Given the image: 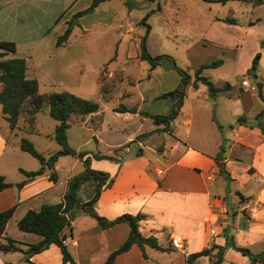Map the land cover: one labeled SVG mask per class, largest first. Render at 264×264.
<instances>
[{
    "label": "crops",
    "instance_id": "1",
    "mask_svg": "<svg viewBox=\"0 0 264 264\" xmlns=\"http://www.w3.org/2000/svg\"><path fill=\"white\" fill-rule=\"evenodd\" d=\"M80 1L0 0V41H13L16 46V50L8 52L5 58H24L26 77L38 81L39 91L43 83L49 86L65 83L71 66L84 59V42H72L71 36L76 27L84 35L94 26L93 23L83 25V19L88 13L78 18V25L73 27L67 41L56 46L57 36L64 31L67 20L91 2L85 0V4L76 9ZM112 2L113 0L101 2L90 14L101 11L103 16L100 25L122 28ZM255 8L263 10L262 16L255 17V20L249 18L248 25H254L258 20L264 23V0L259 5L251 4L247 12H253ZM129 13L130 10L127 9V14ZM126 28L128 31L135 29L132 22H127ZM121 41L122 36L119 34L116 42L120 44ZM254 44V51L246 57L245 62L239 58L240 62L235 69L236 75H241V80L248 77L256 85V81L264 80V77L257 75L258 67L255 78L246 71L256 52L260 53L258 66L264 58V38H257ZM240 50L242 52L238 54H243L244 50L241 47ZM60 73H63L61 77ZM241 80L238 86L228 81L223 82L222 85L228 83L230 86L215 98L209 96L206 85L201 82H198L197 89L189 86L194 91L200 89L198 92H201L202 98L198 97V104L190 107H186L183 101L178 115L171 121L170 133L157 130L162 127L159 124L146 132L149 134L141 137L142 139H135L141 133L132 134L122 145L113 147L111 159L99 160V169L108 174L107 181L111 179V183L101 189L93 203L96 213L109 220L124 213L145 214V218L138 222L140 232L144 236L156 237L158 244L165 248L161 250L145 245L144 256L140 247L133 244L130 249L118 254L112 264H211L212 257L209 255L199 256L189 263L186 257L212 244L225 246L226 235H231L236 245L247 247L252 252L264 250V137L255 120V115L264 111V81L260 90L262 98L258 89H245ZM202 85L204 86L201 87ZM139 88L142 89V86ZM147 89L145 87L143 91ZM161 93L164 92H159L158 96ZM220 98L232 101L226 105L229 106L230 113L221 112L223 104L220 105ZM119 108H115V113L125 118L145 116L141 114V108L125 107L133 112L119 111ZM46 110L48 112L47 108L37 112L33 129L29 128L23 118L11 129L0 104V174L6 181L13 183L0 192V211L16 205L13 215L6 223L4 234L23 243L36 242L40 236L20 230L17 221L29 209L37 210L45 203L59 202L67 189L68 180L83 172L71 174L68 171V174L61 177L53 167L57 174L54 182L49 178L52 169L45 168L42 174L26 180L22 186L14 185L27 179L20 168L29 171L40 166V163L38 166L29 164L27 159H15L20 157L18 152H26L19 147L21 138L32 142L31 135L45 136L47 140L56 143L57 147L53 152L60 148L52 138L57 121L52 123L51 130L45 131L39 120V114ZM240 116L245 117V122H237ZM106 125L111 128L109 123ZM155 134L160 138V144L150 146L148 138ZM129 143L133 144L128 145ZM221 144L225 146L224 164L230 178L220 172L215 160ZM123 145H126L124 149ZM133 145L137 148L133 149ZM94 186L95 183L91 180L78 189L79 203L71 211L72 230L67 232L65 238L77 264H91L93 256L97 254L102 255L103 260L99 263L102 264L125 241L129 233L126 222L103 227L84 211L81 205L91 198ZM80 192L85 198L79 196ZM172 237L181 240L182 249L171 245ZM22 247L25 246L22 244ZM215 251L216 249L212 253ZM30 259L36 264H70L62 262L60 248L54 243L33 254ZM22 261L24 259L21 252L0 251V264H21ZM249 263L247 255L226 246L220 264Z\"/></svg>",
    "mask_w": 264,
    "mask_h": 264
},
{
    "label": "rangeland",
    "instance_id": "2",
    "mask_svg": "<svg viewBox=\"0 0 264 264\" xmlns=\"http://www.w3.org/2000/svg\"><path fill=\"white\" fill-rule=\"evenodd\" d=\"M84 2L85 0H81L75 8L83 6ZM112 3L115 4L113 7L123 27L100 25L103 16L101 11L85 15L83 25L93 23L94 26L84 35L76 27L71 36L72 42L81 41L86 46L83 61L71 66L65 83H54L53 86L43 83L40 87L41 92L65 90L97 102L96 112L72 115L68 120L69 144L84 151L83 158L88 161L90 168L97 171H101L99 160L112 158L110 154H114L113 147L122 145L132 134L146 133L156 126L149 116L125 118L117 115L115 108H141L142 113L148 114L168 112L172 100L161 98L158 93L174 90L179 84L180 74L173 67L171 59L165 55L187 71L191 80L194 71L201 64L222 59L220 66L206 69L203 74L217 86L226 81L238 86L241 80V75H236L235 69L240 62L238 59L242 58L241 61L245 62L246 57L254 51L255 40L264 38V23L259 20L254 25L247 23L249 18L255 20V17L262 16L263 10L255 8L253 12H247L251 4L237 0L225 3L207 0H113ZM127 9L130 10L129 14ZM145 16L147 17L144 18ZM225 16H233L237 23L228 24L216 19ZM127 22H132L136 30L131 28L128 31ZM146 25L149 26L147 50L153 57L160 56L159 64L153 70L149 69L146 60L139 57V45L142 35L146 33ZM119 34L122 41L118 45L116 37ZM240 47L244 50L243 54H238L242 52ZM111 57L113 58L109 61ZM62 75L60 73V77ZM257 75L264 77V58L259 63ZM141 86L142 89L139 88ZM145 87L148 89L143 91ZM198 91L187 88L184 98L186 107L198 104L197 98H202ZM220 99V105L223 104L221 112L230 113L229 106L226 105L232 101ZM44 113L41 112L38 117L42 121L43 130L49 131L55 119L47 110ZM31 140L35 148L45 156L57 147L54 141L47 140L45 136L31 135ZM160 141L157 134L148 138L150 146L159 145ZM125 147L126 145L122 146L123 149ZM132 148L137 147L133 145ZM18 153L21 158L15 159L23 158L29 164L39 165V161L30 154ZM54 167L61 177L68 174V171L76 174L85 170L84 161L74 155L60 156ZM79 196L83 198L84 194L80 192ZM85 217L89 218L88 215ZM102 260V255L97 254L93 256L91 264H99ZM21 264L27 263L22 261Z\"/></svg>",
    "mask_w": 264,
    "mask_h": 264
},
{
    "label": "trees",
    "instance_id": "3",
    "mask_svg": "<svg viewBox=\"0 0 264 264\" xmlns=\"http://www.w3.org/2000/svg\"><path fill=\"white\" fill-rule=\"evenodd\" d=\"M103 1L106 0H91L90 4L86 8L75 12L70 17V19L67 20L64 31L57 36L56 46L63 45L67 41L73 27L75 25H78V18L80 16L93 12L94 9ZM207 1L225 3L230 0ZM237 1L253 5H259L263 3V0ZM146 17L147 16H145L144 18ZM221 20L227 23H236V19L233 16H227ZM146 26V33L142 35L139 45V57L141 60H146L149 63V69L152 70L159 64L158 58L160 56L153 57L147 50L146 38L149 31V26ZM262 44L263 43H261V45ZM15 50L16 46L13 41H0V104L2 106L4 117L9 123L11 129L16 127L20 118H23L24 121L28 124L29 128L33 129L37 112L44 108H47L50 116L57 121L52 138L59 144L60 148L51 153L49 156H44L35 148L30 140H28L27 138H21L19 147L38 159L40 166L36 170L29 171L20 168V171L27 176V179L17 182L14 185H16L17 187L22 186L26 182V180L36 175L42 174L45 171V168L52 169L49 173V178L50 180L55 182L57 180V174L55 170H53L54 163L57 161L58 157L62 155H74L81 158L84 161L85 170L68 180L67 189L59 202L45 203L41 205V207L37 210L29 209L17 221V227L20 230L24 232L35 233L40 236V239L36 242L23 243L4 234L6 223L13 215L16 205H12L0 211V239L4 240L0 241V251L21 252L24 261L29 264H36L30 259V257L33 254L41 252L42 250L48 248L50 244L54 243L60 248L63 263L69 262L70 264H77L65 243V238L67 237V232L72 230L71 211L79 203L78 189L83 183L91 180L94 181L95 186L91 198L81 205L84 211L94 217L97 222L103 227H109L119 222H126L129 226V233L125 241L116 250L112 251L102 264H112L114 258L118 254L127 251L133 244H137L140 247L144 256H146L144 252L145 245H149L156 249L165 250V248H162L158 244L156 237L144 236L140 232L138 222L145 218V214L140 212L134 215L124 213L115 217L114 219L109 220L103 216L98 215L93 208V203L98 198L101 189L103 187L109 186L111 183V179L107 181L108 174L106 172L97 171L89 167L88 161L83 158L85 154L84 151H77L75 148L70 146L67 140V128L69 127L68 119L72 115H86L96 112L98 110L97 102L87 98H83L69 91L40 92L38 81L35 78L26 77V62L24 58H5V55L8 52H14ZM165 56L171 59L173 67L180 74V81L178 86L172 91H167L159 95V97L161 98H170L172 100V105L166 113L142 114L149 116L156 125H162V127L157 128V130L170 133L171 121L178 115L186 96L187 88L189 86L197 89L198 82H201L206 85L209 96L211 98H215L218 94L226 91L230 85L226 83V86L218 87L207 75L203 74V71L206 69L216 68L220 66L223 62L222 59H217L209 63L201 64L194 71V77L191 80V75L187 71L178 67L170 56ZM259 58L260 53L256 52L252 58L250 67L246 71V73L251 77H256ZM263 81H256L258 93L262 98L263 95L261 94L260 90L262 88ZM117 110L123 112H133V110L127 109L125 107H120ZM263 117L264 111H260L255 115L256 126L259 127L264 137ZM213 120L217 123V120L214 116ZM237 122H245V117L240 116L237 119ZM218 126L220 127L219 124ZM250 126H252L251 123ZM146 134L147 133H141L137 135L135 139H139ZM160 148L161 146L158 150H160ZM224 151L225 146L221 144L220 150L215 156V160L219 166L220 172L226 178H230L229 172L226 170L224 164ZM12 185L13 183L6 181L5 177L0 174V192L4 188L10 187ZM226 240L227 241L225 246L212 244L210 247L203 248L200 251L189 254L186 257L187 262L189 263L202 255H209L210 257H212L211 264H220L223 259L225 247L231 246L232 248L247 255L250 259L249 264H264V250L260 252H252L247 247L238 246L235 244L234 239L231 235H226ZM22 244L25 247H22ZM214 249H216V251L215 253H212Z\"/></svg>",
    "mask_w": 264,
    "mask_h": 264
},
{
    "label": "built area",
    "instance_id": "4",
    "mask_svg": "<svg viewBox=\"0 0 264 264\" xmlns=\"http://www.w3.org/2000/svg\"><path fill=\"white\" fill-rule=\"evenodd\" d=\"M241 85L249 90V91H256L257 90V86L254 85L253 83L250 82L248 77H245L241 80ZM161 171V170H160ZM211 233H214L213 230H211ZM171 245L176 248V249H182L183 248V244L181 242V240L178 237H172L171 238Z\"/></svg>",
    "mask_w": 264,
    "mask_h": 264
}]
</instances>
